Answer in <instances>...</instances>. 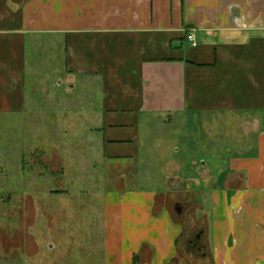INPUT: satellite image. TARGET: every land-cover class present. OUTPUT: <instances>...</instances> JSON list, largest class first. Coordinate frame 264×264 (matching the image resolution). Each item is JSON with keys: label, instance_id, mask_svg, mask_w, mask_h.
I'll return each instance as SVG.
<instances>
[{"label": "crops", "instance_id": "1", "mask_svg": "<svg viewBox=\"0 0 264 264\" xmlns=\"http://www.w3.org/2000/svg\"><path fill=\"white\" fill-rule=\"evenodd\" d=\"M40 62L54 75L67 67L84 93L97 92L90 127L109 165L133 163L139 176L161 171L166 179L155 184L167 188L112 191L118 201L107 193L102 204L86 206L101 214L89 223L79 217V204L65 235L55 229L62 227L55 212L46 210L41 230L55 242L71 241L68 254L55 242L48 246L59 255L35 254L39 223L26 208L23 244L10 226L0 264H185L179 244L186 204L158 199L173 190L193 193L206 219L199 254L208 264H264V0H0V115H25L33 106L31 77ZM236 114L249 124H239L248 137L244 147L226 165L215 164L226 162L219 151L209 156L197 168L199 181L193 170L182 177L170 128H224L225 116ZM31 188L27 200L37 193ZM64 204L51 207L59 212ZM82 240L90 252L77 244Z\"/></svg>", "mask_w": 264, "mask_h": 264}, {"label": "rangeland", "instance_id": "2", "mask_svg": "<svg viewBox=\"0 0 264 264\" xmlns=\"http://www.w3.org/2000/svg\"><path fill=\"white\" fill-rule=\"evenodd\" d=\"M45 67L41 62L34 66L35 75L31 77L34 103L29 111L25 115H0V242L5 241L4 233L6 231L8 233L11 226L17 229L18 246L23 244L27 208L30 215L34 214L33 217L39 223L33 228L39 239L38 245L35 241L33 251L35 254L49 253L48 255L53 256L60 254L59 248L50 252L48 244L57 241V236L52 240L51 232L48 230L43 232L41 230L43 223L40 224L47 220L46 210L51 209L55 212L56 222H62V227L57 225L55 229L64 234L72 229L70 222L74 217L73 208H77L79 204H82L77 210L80 212L79 217L83 218V222L89 223L90 220L101 217V214L95 213L92 208L86 206L89 203L102 204L107 193H111L109 198L117 200L118 197L115 199L112 191H117L121 196L125 190L153 188L164 191L167 187L155 184L166 179L161 176V171L157 172V176L149 177L145 174L139 176L141 171L139 172L133 163L124 167L120 164L109 165V162L103 158L102 151L93 145L94 139L97 140L98 137L94 134L95 130L90 127L93 116L91 109L96 108L98 103L97 92L84 93L83 85H79L80 82L71 76L67 67L61 68L62 70H59V73L55 72V75L44 72ZM58 77L63 79L62 83L57 81ZM71 82H77L78 87L74 91L69 85ZM225 117L224 128L202 126L201 123H194L187 132L179 127L170 128L175 135L173 138L167 137L172 143L171 155L181 164L182 177L187 173L191 174L193 170L197 177L195 179L199 181V176H196L197 168L203 166L204 161L209 163L208 159L216 155L217 151L222 158L225 157L226 162L220 161L215 164L226 165L230 154L235 153L240 146L244 147L248 137L243 128L239 129V124L248 126V122L240 118L239 114ZM161 134L166 136L168 132L164 131ZM216 139H220L224 145L213 146L211 141ZM185 147L188 148L187 152ZM152 171L154 173V170ZM31 187L36 189L37 193L34 198L30 197L31 199L27 200V191H31ZM42 187L44 188L41 189ZM52 189L67 191L64 195L50 194ZM158 199L167 202L169 206H172L175 200L185 202L186 208L181 217L184 230L179 244V256L184 259L185 264H208L210 259L202 258L200 254L192 256L186 247L187 238L201 227H207L206 219L197 214L198 204L193 193L173 190L166 194L160 193ZM60 203H68L72 207L64 204L65 208L63 207L59 212L55 207H51L52 204ZM67 220L69 222L66 223ZM100 226L102 225H99L98 233ZM90 227L96 234V226L93 224ZM55 243L65 250L64 254H68L71 241ZM77 244L83 248L86 246L88 252L91 251L85 240ZM99 246L100 243L97 242V248ZM21 249L17 251L18 257L25 260L26 254ZM74 250L80 252L81 249L75 247ZM85 256L86 254L81 252V257ZM40 260L46 263V257Z\"/></svg>", "mask_w": 264, "mask_h": 264}, {"label": "flooded vegetation", "instance_id": "3", "mask_svg": "<svg viewBox=\"0 0 264 264\" xmlns=\"http://www.w3.org/2000/svg\"><path fill=\"white\" fill-rule=\"evenodd\" d=\"M203 235H204V227H201L199 231L194 232L189 238L187 243V248L193 250L194 253H203L204 244H203ZM204 254V253H203Z\"/></svg>", "mask_w": 264, "mask_h": 264}, {"label": "built area", "instance_id": "4", "mask_svg": "<svg viewBox=\"0 0 264 264\" xmlns=\"http://www.w3.org/2000/svg\"><path fill=\"white\" fill-rule=\"evenodd\" d=\"M188 40L191 42L192 45H197V39L194 33H190L188 35Z\"/></svg>", "mask_w": 264, "mask_h": 264}, {"label": "water", "instance_id": "5", "mask_svg": "<svg viewBox=\"0 0 264 264\" xmlns=\"http://www.w3.org/2000/svg\"><path fill=\"white\" fill-rule=\"evenodd\" d=\"M176 208H177V211H178V213H180V212H181V210H182V207H181V205H180V204H178V205L176 206Z\"/></svg>", "mask_w": 264, "mask_h": 264}]
</instances>
